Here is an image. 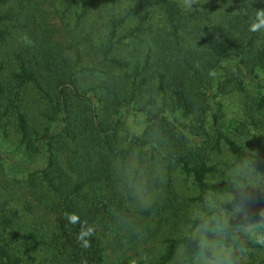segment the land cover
<instances>
[{
	"label": "rangeland",
	"instance_id": "1",
	"mask_svg": "<svg viewBox=\"0 0 264 264\" xmlns=\"http://www.w3.org/2000/svg\"><path fill=\"white\" fill-rule=\"evenodd\" d=\"M81 1L0 0V82L8 88L7 94L20 103L30 126L40 133L46 128L59 131L62 121L59 114L52 121L45 116L49 105L37 86L19 76L22 64L31 71L32 66L34 68L42 60V54L35 50L32 40L36 35L40 41L50 37L53 45L59 44L57 48L68 61L65 65L69 66V72L76 73L80 91L100 105L99 99L102 104L107 92L99 86L106 78L96 68L106 50L104 42L110 38L106 25L110 12L121 15L124 9L133 7L131 16L113 39L115 48L112 53V56L128 61L132 66L146 60L150 42L148 34H151L149 28L162 26L165 19L162 0H117L115 5L105 0L106 8L103 5L93 7L79 21L78 15L83 9ZM173 1L178 2L184 12L199 10L196 18L201 20L202 29L203 24L214 26L223 21L225 26L264 38V16L243 21L245 14L232 0ZM140 21H144V28L133 34ZM254 25L259 26L258 30H251ZM197 36L202 37L203 34ZM194 42V49L199 50L200 40ZM236 64H222L220 80L230 84L225 92L215 88L208 92L206 104L210 107L204 114L200 109V113L185 118L180 113L167 111L170 121L186 135L185 140H180V135L170 131V127L162 128L164 125L160 121L157 122V131L150 132L157 143L145 135L147 114L154 107L145 100V93L137 91L129 114L124 111L121 116L122 124L103 132V135L112 133L109 143L95 145L87 140L84 143L87 149L70 146L69 150L63 151L60 159L66 169L69 162H74L79 156L91 159L103 184L108 186L109 191L103 193L109 197L118 193L124 198L122 207L127 212V226L132 227L130 236L133 242L127 243L128 239H125V247L115 245V251L113 247H107L105 264H185L184 247L179 248L176 258L170 263H163L162 257L169 240L179 239L190 232L200 243L196 264H264V247L243 253L237 245L227 244L213 217L193 228L194 223L203 217L198 199L200 190L194 177L185 173L174 159L175 155L183 152L195 164L204 162L214 166L215 171L207 175L206 181L210 184L259 189L241 200L215 192H207L205 199L210 208L222 212L228 225H237L235 241L255 243L264 238V65L247 77L241 74L236 77ZM82 66L91 67L94 71L80 73ZM131 70L127 71L131 73ZM127 90L123 85L122 94L126 95ZM140 93L142 95H138ZM162 103L159 100L157 106H162ZM79 110H85V107L81 106ZM214 114L219 118L217 128L220 132L242 146L249 160L238 162L224 141H218V135L207 138ZM83 116L90 115L85 112ZM133 136L150 143L135 144ZM16 161H24V164L16 166ZM45 163V158H31L26 146L21 144L14 115L6 117L0 114V236L28 264H53L43 246L13 240L14 236L31 230L45 236L54 229L52 191L45 189L43 197L42 190L38 188V196L34 198L29 189L31 176ZM70 174L76 180L77 174L72 170ZM47 202H50L48 207ZM4 219H7L6 227L2 225ZM126 229L129 230L128 227ZM99 232L104 242L115 238L112 232L103 234L101 229Z\"/></svg>",
	"mask_w": 264,
	"mask_h": 264
},
{
	"label": "trees",
	"instance_id": "2",
	"mask_svg": "<svg viewBox=\"0 0 264 264\" xmlns=\"http://www.w3.org/2000/svg\"><path fill=\"white\" fill-rule=\"evenodd\" d=\"M108 1L113 5L117 2ZM232 1L245 14L243 21L258 19V13L264 12V0ZM81 5L83 9L78 15L79 21L93 7L102 5L104 8L107 7L105 0H82ZM132 9V6L127 7L121 15L110 12L106 22L110 38L104 42L103 47L106 50L99 62L100 68H96L106 78L99 86L107 92L102 104L99 99L100 105L80 91L76 73L69 72V66L65 65L67 60L57 48L59 44L53 45L50 37L40 41L36 35V39H32L35 50L42 54V60L34 68L32 66L31 71L22 64L20 67L22 74L19 76L37 86L49 105L45 116L51 121L55 119L56 114L61 116L62 128L59 131L46 128L40 133L32 128L20 103L7 94L8 88L4 82H0V114L6 117L14 115L21 144L26 146L31 158L38 156L46 160L45 166L35 170V174L31 176L30 192L36 198L38 188L42 190L43 197L45 189L52 191L51 209L55 215V226L51 234L44 236L36 230H31L14 236L13 240L26 245L43 246L53 264H105L104 252L107 247H113L115 251V245L125 247V239H128L127 243L133 242L130 236L132 227L127 226V212L122 207L124 198L118 193H113L110 197L104 194L108 186L103 184L101 175L90 162L91 159L79 156L74 162L70 161V166L66 169L60 159L64 150H69L70 146L74 149H87L88 146L84 144L87 140L95 145L109 143L112 133L103 135V132L122 124L121 116L124 111L129 114L131 104L137 98V91L145 93L147 96L145 100L154 107V110L147 114L145 135H149L151 140L157 143V139L150 132L157 131V122L160 121L159 123L164 125L162 128L170 127V131L180 135V140H185L186 135L170 121L167 111L180 113L185 118L196 112L200 113V109L204 114L210 107L206 104L208 92L213 88L225 92L230 84L229 81L220 80L222 64L237 63L236 77L240 76L239 74L247 77L264 65V38L255 33H246L238 28L225 26L223 21L214 26L203 24L202 29L201 20L199 17L196 18L199 10L184 12L178 2L162 0L164 23L156 29L149 28L151 34H148L150 42L146 60L132 66L130 62L112 56L115 48L113 39L131 16ZM143 28L144 21H140L133 34L141 32ZM200 33L203 34L202 37L197 36ZM196 40H200L199 50L194 49ZM129 68H132L131 73L127 71ZM93 71L94 69L88 66L79 69L80 73ZM123 85L128 89L126 95L121 92ZM159 100L163 102L162 106H157ZM81 106H84L85 110H79ZM85 112L90 116H83ZM218 119L214 114L207 138L211 139L218 135V141L220 139L224 141L238 162L244 163L249 160V155L242 146L220 132V128H217ZM133 142L144 145L150 143L138 136H133ZM174 159L185 173L194 177L200 190L198 199L201 202L203 217L194 223L193 228L204 224L208 217H213L227 244L237 245L243 253L248 249L264 247V244L258 241L255 243L235 241L233 237L237 225H228L222 212L217 208H210L205 199L207 192H215L241 200L257 193L259 189L234 184H210L206 181L207 175L215 171L214 166L204 162L195 164L183 152L175 155ZM23 162L14 163L16 166H22ZM71 170L77 174L76 180H73ZM49 204L50 202H47L46 207ZM69 215H76L78 221L71 223L67 218ZM6 223L7 219H4L2 225L6 227L8 225ZM89 229H93V232L84 236V240L90 242V247L85 248L82 246L83 242L78 241V236L82 231L87 232ZM99 229L103 234L112 232L115 238L104 242L100 232L98 233ZM4 240L0 236L1 264H28L22 256L15 253V249H10ZM261 240L264 238L259 241ZM180 247H184L185 264H196L200 243L192 232L179 239L169 240L162 262H172Z\"/></svg>",
	"mask_w": 264,
	"mask_h": 264
},
{
	"label": "clouds",
	"instance_id": "3",
	"mask_svg": "<svg viewBox=\"0 0 264 264\" xmlns=\"http://www.w3.org/2000/svg\"><path fill=\"white\" fill-rule=\"evenodd\" d=\"M258 16H264V12H259ZM258 27L259 26L254 25V26H252L251 30L252 31H256V30H258ZM67 218H68V220L71 223H75L79 219L76 215H69ZM92 232H93V229H89L87 232L82 231L80 233V235L78 236V241H82L83 242V245H82L83 247H85V248L90 247V242L88 240H84V236L91 235ZM258 242L261 243V244H264V240H261V241H258Z\"/></svg>",
	"mask_w": 264,
	"mask_h": 264
}]
</instances>
